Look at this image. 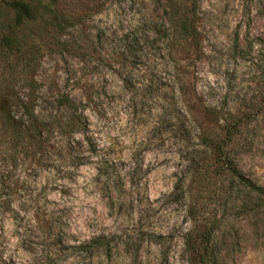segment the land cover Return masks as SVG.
Wrapping results in <instances>:
<instances>
[{"label": "rangeland", "instance_id": "rangeland-1", "mask_svg": "<svg viewBox=\"0 0 264 264\" xmlns=\"http://www.w3.org/2000/svg\"><path fill=\"white\" fill-rule=\"evenodd\" d=\"M55 4L70 48L39 49L36 114L65 120L67 94L87 125L15 161L0 137V264H186L174 183L203 160L197 131L238 122L226 154L264 187V0H196V45L170 34L164 0ZM211 185L214 264H264V208Z\"/></svg>", "mask_w": 264, "mask_h": 264}, {"label": "trees", "instance_id": "trees-1", "mask_svg": "<svg viewBox=\"0 0 264 264\" xmlns=\"http://www.w3.org/2000/svg\"><path fill=\"white\" fill-rule=\"evenodd\" d=\"M1 5L7 13L0 18V137L15 161L16 153L33 158L52 130L83 133L87 123L82 105L67 94L57 98L67 111L65 120H45L36 114L38 85L32 75L37 53L48 41L69 50L64 37L74 24L72 16L56 7L55 0H1ZM164 12L170 34L196 45V0H164ZM238 124L224 121L221 134L197 131L203 160L190 167L184 181L174 183L185 200L184 216L189 223L182 235L186 264H214L219 258L213 238L220 217L214 205L223 190L212 183L227 179L245 189L252 208H264V187L245 176L226 154Z\"/></svg>", "mask_w": 264, "mask_h": 264}]
</instances>
